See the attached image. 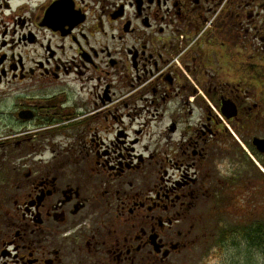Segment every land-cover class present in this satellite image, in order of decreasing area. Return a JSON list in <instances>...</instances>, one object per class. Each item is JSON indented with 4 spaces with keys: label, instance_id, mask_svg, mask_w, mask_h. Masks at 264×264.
I'll return each instance as SVG.
<instances>
[{
    "label": "flooded vegetation",
    "instance_id": "obj_1",
    "mask_svg": "<svg viewBox=\"0 0 264 264\" xmlns=\"http://www.w3.org/2000/svg\"><path fill=\"white\" fill-rule=\"evenodd\" d=\"M55 2L0 0V264H203L223 214L208 195H253L264 155L247 124L264 0H87L71 32L49 26ZM154 105L167 151L131 123ZM217 114L252 155L226 178Z\"/></svg>",
    "mask_w": 264,
    "mask_h": 264
},
{
    "label": "rangeland",
    "instance_id": "obj_2",
    "mask_svg": "<svg viewBox=\"0 0 264 264\" xmlns=\"http://www.w3.org/2000/svg\"><path fill=\"white\" fill-rule=\"evenodd\" d=\"M260 95L261 93L258 88L256 89L254 102L259 104L263 102ZM155 107V105L151 107L147 106V109L142 114H138L137 118L131 121V123L138 129L140 124H145L146 127H142L143 132L140 135L142 145L147 144L149 150L167 151V146H165L163 140L168 139L166 126L171 116L168 113L162 115L159 112L158 116L152 117L150 114ZM201 117L200 113H196L188 118V122H198ZM216 117L218 120L223 119L221 120L223 124L226 122L221 114H217ZM129 121L127 120V123ZM247 124L253 130L250 136L255 135L256 137L264 138V105L255 109ZM229 128L233 131L230 125L227 129L229 130ZM234 132L236 138L233 135L231 136L234 142L228 144L230 140L226 137L223 142V151L224 153L228 152V154L217 162V167L221 171L219 173L222 178H226L225 173L232 172L233 168L236 170L241 168V158L249 162L252 159L250 151L242 142V132H238L239 134L235 130ZM244 133L246 134V131ZM251 137H247V140H250ZM158 140L160 141L158 142ZM254 161L256 163V180L253 195L247 193L237 195L228 192L217 197L212 193L207 197V208L211 209L212 207L216 208L219 206L223 214L221 222L217 226L219 231L214 238L215 243L210 245L208 251L209 258L203 264H264V233L259 235L261 237L260 244H255L254 246L247 244L241 237L248 228L250 231L254 229L258 230V232L264 231V155H261L259 158L254 157ZM216 198H220L221 200H215ZM208 223L214 225L211 219L208 220Z\"/></svg>",
    "mask_w": 264,
    "mask_h": 264
},
{
    "label": "snow or ice",
    "instance_id": "obj_3",
    "mask_svg": "<svg viewBox=\"0 0 264 264\" xmlns=\"http://www.w3.org/2000/svg\"><path fill=\"white\" fill-rule=\"evenodd\" d=\"M78 2L81 5H87V0H56L48 11L49 26L53 28L58 26L63 30L67 25L68 31L71 32L84 19L81 16V8L77 7Z\"/></svg>",
    "mask_w": 264,
    "mask_h": 264
},
{
    "label": "water",
    "instance_id": "obj_4",
    "mask_svg": "<svg viewBox=\"0 0 264 264\" xmlns=\"http://www.w3.org/2000/svg\"><path fill=\"white\" fill-rule=\"evenodd\" d=\"M222 112L225 118L229 119L236 116L237 111L235 106L231 102H224ZM251 144L256 148L259 153L264 154V138L253 137Z\"/></svg>",
    "mask_w": 264,
    "mask_h": 264
},
{
    "label": "trees",
    "instance_id": "obj_5",
    "mask_svg": "<svg viewBox=\"0 0 264 264\" xmlns=\"http://www.w3.org/2000/svg\"><path fill=\"white\" fill-rule=\"evenodd\" d=\"M263 233H264L263 230L261 232H258V230L254 229V232H253V231H250V229L248 228L246 230L245 234H242L241 237L243 238V240H245L247 242V244L254 246L255 244H260L261 237L259 235H261Z\"/></svg>",
    "mask_w": 264,
    "mask_h": 264
}]
</instances>
